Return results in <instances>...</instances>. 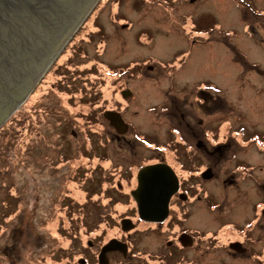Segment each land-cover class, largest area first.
<instances>
[{
  "label": "flooded vegetation",
  "instance_id": "obj_1",
  "mask_svg": "<svg viewBox=\"0 0 264 264\" xmlns=\"http://www.w3.org/2000/svg\"><path fill=\"white\" fill-rule=\"evenodd\" d=\"M137 1L164 7V0L105 3L112 6V12L123 2ZM261 1L251 7L238 4L240 16L235 20L243 34L237 46L232 38V43L230 40L224 43L240 66V78L235 72L229 77L218 72L219 78L215 79L212 68L207 78L193 75L178 79V71L165 76L162 68L134 58L127 62L107 61V32L101 6L92 21L97 28L88 30V37L83 40L84 46L93 47V53H88L85 47L81 52L83 44L80 45L69 69L53 75L59 57L41 80L49 77L48 86L38 96L41 99L48 93L54 109L59 98L66 103L71 98H94L88 117L94 113L96 119H87L84 114L81 118L89 120L95 128L80 122L60 124L58 147L40 144L34 153V163L40 186L53 187L56 181L68 177L71 180L75 169L85 168H72L80 160L75 153L67 156L66 137L84 138V146L90 147V153L95 137L103 135L106 152L98 158L102 173L97 179L103 182L100 189L94 186L96 189L91 191L95 194L91 200L94 197L95 200L75 210L79 213L78 220L76 217L79 230L74 236L55 237L54 228L52 231L49 226L47 231L42 228L48 222L41 216L35 223L38 231L16 232L0 223V264H264V0ZM113 15L110 13L112 23ZM89 22L82 27L86 28ZM131 25L129 22L120 28L129 31ZM79 55L84 62L76 60ZM89 71L96 74L95 79ZM247 76L249 90L240 85ZM143 82H149L147 89L151 88L146 94L140 92ZM67 111L55 115L72 114L70 108ZM106 112L120 115L123 133L106 119ZM137 116L141 117L137 120ZM151 131L160 133V139L157 136L150 142V135L143 133ZM110 133L116 142L126 144L120 149L129 155L130 161H113L110 157ZM139 139L144 146L141 142L139 145ZM66 159H74L75 163L60 167ZM155 165L169 166L178 181V190L169 199L168 215L160 222L141 219L132 194L139 187V171ZM149 177L153 181L147 183L148 193L159 184L156 180L169 178L154 174ZM88 208H94L91 221ZM42 210L47 213L46 218L53 214L49 205ZM23 223L18 226L23 228ZM69 228L70 223H64L65 235ZM83 228L97 232L93 237H85Z\"/></svg>",
  "mask_w": 264,
  "mask_h": 264
},
{
  "label": "rangeland",
  "instance_id": "obj_2",
  "mask_svg": "<svg viewBox=\"0 0 264 264\" xmlns=\"http://www.w3.org/2000/svg\"><path fill=\"white\" fill-rule=\"evenodd\" d=\"M261 2V0H196L195 2H192V0H179L178 2L176 0H164V7H161L151 2L150 4H144L137 1L134 3L123 2L118 10L115 8L112 12L110 11L112 6L102 2L100 4H103L102 21L105 23L108 43V50L106 57H104L111 62H117L118 60L127 62L134 58L136 61L146 63L156 69L162 68L165 76L178 71L177 76L179 77H176L178 79L181 77L192 78L193 75L207 78L210 68L213 69L214 79L219 78L218 74H216L218 72H221V74L225 73L227 77L235 72L238 73L237 76L240 78V66L234 62L224 43L232 38L234 42L236 39L237 46L238 40L243 34L241 25L235 20L240 16L238 4L251 7ZM97 11L93 13L94 15L83 30V34L80 37L77 36L74 43L60 56L53 75L55 73L63 74L65 70L69 69L70 62L75 54L74 51L78 50L80 45L83 44L81 52L85 47L88 53H93V47L87 46L89 44L84 46L83 40L88 37V33L91 30L97 28V26L94 28V23H92ZM110 13L114 14V24L110 19ZM139 15L144 16V18L141 16L138 18ZM140 20H143V22L141 23ZM129 22H132L131 29L125 32L122 31L120 25L123 26V24ZM89 26H92V28L88 29ZM208 39H210V42H207ZM232 41L230 40L231 43ZM82 58L79 55L76 60L84 62L85 60ZM179 67H182V70L178 69ZM199 72L203 73V75H200ZM54 79L53 77V82ZM240 82L244 89H250L248 76L242 78ZM148 84L149 82H143L144 88L140 84L143 89L140 91L142 94H146V91H151V88L147 89ZM135 90L137 89L135 88ZM44 91L45 87L40 88L37 91V96L31 102L33 103L34 99ZM233 94H236L235 91H233ZM17 116V113H15L0 130V222L3 218V213H6V211L14 212L17 208V203L20 201L13 194L14 190L19 189L18 184L22 183L21 178L18 176L16 165L18 157ZM126 116H133V114ZM140 117L137 116L136 119L138 120ZM89 119L95 120L96 115L94 113L91 114ZM143 134L150 135L152 138L151 140L149 139L150 142L155 140L153 139L154 137L158 136L160 139L161 136L160 133L153 131ZM76 137L78 138L79 136ZM109 137L108 146L110 157L113 161H130L129 155L127 156V153L122 152L123 150L120 149L125 147L126 144L116 142L113 133H110ZM77 138L74 139L72 135L66 137L67 156H71L73 153L77 154L80 162L76 163L72 168L80 166L84 167L85 170L75 169L74 176L70 180V186L75 190L74 193L78 197L87 190L93 196L91 191L93 188L94 190L96 189L94 186H99L100 189V184L103 182L102 179L97 180L101 178L102 173L98 166V158L106 152V148L104 149L103 145V143H106V138L103 135L96 136V146L93 145L90 153H88L90 147L84 146V138H79L80 140ZM131 141H134V137ZM145 141L149 142L148 139H145ZM140 142L144 146L139 139L138 143L141 146ZM100 150H102L101 154H99ZM86 154H88V158L85 157ZM142 158L144 157H141L140 161H142ZM94 200L95 197L91 201ZM93 209L88 208L89 221L92 219ZM81 232L84 233L83 236L85 237H93L97 230L91 231L83 228Z\"/></svg>",
  "mask_w": 264,
  "mask_h": 264
},
{
  "label": "water",
  "instance_id": "obj_3",
  "mask_svg": "<svg viewBox=\"0 0 264 264\" xmlns=\"http://www.w3.org/2000/svg\"><path fill=\"white\" fill-rule=\"evenodd\" d=\"M100 1L0 0V130L34 92ZM105 117L123 133L124 122L118 113L106 112ZM151 174L169 178L155 179L159 184L148 193ZM138 181L132 194L139 216L145 221H163L170 196L178 190L175 174L166 165L148 166L139 171Z\"/></svg>",
  "mask_w": 264,
  "mask_h": 264
},
{
  "label": "trees",
  "instance_id": "obj_4",
  "mask_svg": "<svg viewBox=\"0 0 264 264\" xmlns=\"http://www.w3.org/2000/svg\"><path fill=\"white\" fill-rule=\"evenodd\" d=\"M105 1L106 0H101L99 2V6H96L95 10L88 18V21L91 20L94 15L93 13L96 10H98L96 15L98 14L99 9ZM102 2L103 4L100 5ZM84 29V27H81L76 36L80 37L83 34ZM89 72L95 79L96 74L91 71ZM48 79L49 77H46L45 80L41 82V85L31 95L29 100L16 112L18 115V133L16 134L18 157L16 165L18 176L21 178L22 183L20 185L18 184L19 189L14 190L13 194L16 198H19L20 201L17 203V208L14 212L6 211V213H3L4 215L0 223L6 224L8 226L7 228L13 229L16 232L21 229H29L30 232L38 231V227L35 226V223L37 217L41 216L42 220L48 222L44 226L41 225L46 231L49 226L50 231L54 228L55 237H71L79 230L76 228V221L78 220L79 213L75 212V210L85 207V202L90 201L95 194L91 196L85 191L78 197L74 193L75 190L70 186L69 177L65 178L63 181H56V185L53 187L40 186L36 176L38 170L34 163V153L42 143L46 146L55 145L58 147L57 142L60 136L58 126L60 124H74L80 122L83 125H92V128L94 129V124H90L89 120L81 118L84 114L85 117L89 119L88 113L93 108V103H91V101H93L94 98H87V100L71 98L67 103L63 98H59V104L56 109H54L50 96H48L47 93L45 97L41 99H38L37 97L32 103L31 101L33 98L37 96V91L44 86H48ZM68 108H70L71 115H55L63 114V111L68 113ZM61 159H63V157H61ZM74 161V159H70L67 160V162H61L60 167L68 164L73 165V163H75ZM74 199L76 200L74 201ZM76 201L79 203H75ZM71 202L74 205L71 204L69 210L67 207ZM45 205H49L50 211L53 213L50 218H46L48 217L47 213L42 210ZM48 220H50L51 223H54V227L50 226ZM21 222H24L23 224H25L23 228L18 226ZM64 223H70V228L67 230L68 233H66V235L64 234L63 229ZM67 231L65 230V232Z\"/></svg>",
  "mask_w": 264,
  "mask_h": 264
}]
</instances>
